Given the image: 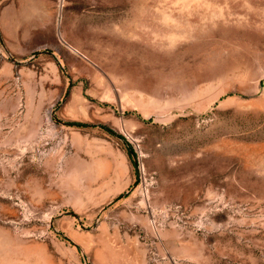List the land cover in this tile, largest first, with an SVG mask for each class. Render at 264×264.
Returning a JSON list of instances; mask_svg holds the SVG:
<instances>
[{
  "label": "rangeland",
  "instance_id": "rangeland-1",
  "mask_svg": "<svg viewBox=\"0 0 264 264\" xmlns=\"http://www.w3.org/2000/svg\"><path fill=\"white\" fill-rule=\"evenodd\" d=\"M107 260L264 264V0H0V264Z\"/></svg>",
  "mask_w": 264,
  "mask_h": 264
},
{
  "label": "crops",
  "instance_id": "crops-1",
  "mask_svg": "<svg viewBox=\"0 0 264 264\" xmlns=\"http://www.w3.org/2000/svg\"><path fill=\"white\" fill-rule=\"evenodd\" d=\"M103 263H104V262H103ZM100 264H101V263H100ZM105 264H116V263H114L113 260H107V262H106Z\"/></svg>",
  "mask_w": 264,
  "mask_h": 264
}]
</instances>
